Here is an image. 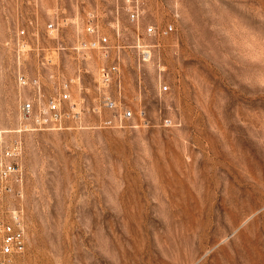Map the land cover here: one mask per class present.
Segmentation results:
<instances>
[{"label":"rangeland","instance_id":"374dc122","mask_svg":"<svg viewBox=\"0 0 264 264\" xmlns=\"http://www.w3.org/2000/svg\"><path fill=\"white\" fill-rule=\"evenodd\" d=\"M64 89L59 124L21 116ZM0 129L11 264H264V0H0Z\"/></svg>","mask_w":264,"mask_h":264},{"label":"built area","instance_id":"2783aa9c","mask_svg":"<svg viewBox=\"0 0 264 264\" xmlns=\"http://www.w3.org/2000/svg\"><path fill=\"white\" fill-rule=\"evenodd\" d=\"M131 1V0H129ZM128 16L134 21L139 17L137 8H129ZM54 23L50 22L49 27H53ZM171 25L165 27V32L171 30ZM88 32H94L95 28L92 24L87 26ZM148 33H154L155 27L150 25L146 27ZM19 36H24V30H20ZM98 42L105 43L107 37H99ZM146 56L149 55L148 51ZM117 66L113 63L102 70L101 81L107 85L111 83ZM18 83L26 85L34 83L39 87L38 79L35 78L28 81L24 76H18ZM105 88V87H104ZM69 98V92L64 89L58 93L56 98L47 100L44 107L37 105V101L32 97L21 103L20 114L24 119L35 118L38 124L42 126L46 123L53 122L59 124L63 118L61 101ZM103 103L105 107L114 108L116 102L108 94L103 95ZM130 110L124 111V117L132 116ZM4 133L0 129V264H11V260L15 255L25 250V230L23 226L22 214L15 204H8V200L14 196L20 195L21 192L15 188L14 184H18L21 180V166L17 162L20 154V146L17 142L5 143ZM21 210V209H20Z\"/></svg>","mask_w":264,"mask_h":264}]
</instances>
